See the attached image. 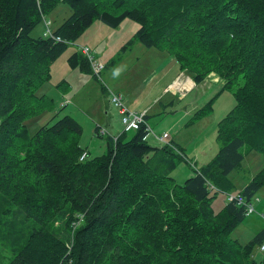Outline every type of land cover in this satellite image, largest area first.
Wrapping results in <instances>:
<instances>
[{
  "label": "trees",
  "instance_id": "1",
  "mask_svg": "<svg viewBox=\"0 0 264 264\" xmlns=\"http://www.w3.org/2000/svg\"><path fill=\"white\" fill-rule=\"evenodd\" d=\"M59 3L72 13L53 38L32 37ZM125 19L138 25L130 43L171 54L195 84L214 73L233 93L235 104L217 125L220 148L182 184L170 175L181 150L172 141L149 145L146 123L130 137L125 131L115 142L108 137L106 152L84 161L82 128L73 117L32 135L25 126L52 104L36 92L69 43L95 21L116 28ZM67 61L93 74L80 51ZM94 133L100 136L98 126ZM243 152L264 157V0H0V227L7 264H264V254L253 252L264 227L245 244L231 238L264 187V166L235 195L242 204L226 198L218 211L212 207L215 195L234 192L230 173L241 168Z\"/></svg>",
  "mask_w": 264,
  "mask_h": 264
},
{
  "label": "rangeland",
  "instance_id": "2",
  "mask_svg": "<svg viewBox=\"0 0 264 264\" xmlns=\"http://www.w3.org/2000/svg\"><path fill=\"white\" fill-rule=\"evenodd\" d=\"M71 13L68 5L59 3L52 12L44 16L31 36H43L46 30L44 20L49 23L48 28L53 32ZM137 28L138 25L129 19L123 20L116 28L95 21L75 42L69 43L67 49L51 64L50 80L43 83L36 92L37 96L46 95L52 100V104L41 114L27 119L25 126L32 135L45 124L51 125L69 115L82 128L79 143L87 152V157L103 155L107 149L108 137H117L123 131L127 132L128 137L134 133L132 129L124 130L118 108L111 101L112 94L118 93L122 100L124 98L128 105L125 107L129 111L142 113L144 110L147 114L145 122L150 131L146 142L149 145L159 146L154 136L166 132L171 137L168 142L172 141L181 150L183 160L170 175L177 184H182L193 175L194 169L206 164L220 148L216 139L217 125L233 108L234 96L232 91L222 89L223 84L216 86L206 80L214 73L197 84L193 92L186 93L183 100L175 99L171 94L166 95L168 90L163 89L180 72L178 65L174 57L165 51L146 48L136 41L130 43ZM82 47L92 52L95 63L104 64L99 77L84 74L79 68L68 65L70 55L80 51ZM201 99L204 101L197 103ZM190 108L193 110H189ZM96 125L107 134L96 136ZM243 153L241 168L230 173L235 185L231 195H236L264 166L261 153ZM227 197L225 193L215 195L212 199L215 211L220 209ZM262 197L264 187L249 204L253 212H258L255 206ZM253 212L247 213V218L231 234L232 239L245 244L258 233V223L264 226L262 222H258L256 213ZM4 234L5 228L0 227V264H7L11 258L7 251L9 243L1 245L2 240H7L3 238ZM259 247L254 248L255 255L264 254L259 251Z\"/></svg>",
  "mask_w": 264,
  "mask_h": 264
},
{
  "label": "built area",
  "instance_id": "3",
  "mask_svg": "<svg viewBox=\"0 0 264 264\" xmlns=\"http://www.w3.org/2000/svg\"><path fill=\"white\" fill-rule=\"evenodd\" d=\"M46 24V30L43 33V37L46 38H53V34L50 31V29L48 28L49 23L45 22ZM55 40H58V38H55ZM80 52L89 60L90 64H91V68H92V72L93 74H95L97 77H99L100 72L103 70V64H97L94 61L93 58V54L92 52L86 48V47H82L80 49ZM113 105L118 108L119 114L121 116V123L125 126L124 130H129V129H136L140 124H145V112L143 113H135V112H131L129 111L122 100V97L119 94H112V99H111ZM149 128H148V132H149ZM98 134L99 135H103V134H107V132L102 129L100 126H98ZM153 135V134H152ZM117 137H114V142L116 141ZM154 139H156V141L159 143V145H170V142H168V139H170L168 133H163L160 136L155 135ZM87 158V154L84 152L81 154L79 160L80 161H84ZM228 201H233L236 200L237 203L242 204L243 200L241 197L239 196H235V195H228L227 197ZM251 212H253V209L251 207V205L247 206V213L250 214ZM262 219L264 220V214L262 215ZM259 251L261 253H264V241L262 242V244L259 247Z\"/></svg>",
  "mask_w": 264,
  "mask_h": 264
},
{
  "label": "crops",
  "instance_id": "4",
  "mask_svg": "<svg viewBox=\"0 0 264 264\" xmlns=\"http://www.w3.org/2000/svg\"><path fill=\"white\" fill-rule=\"evenodd\" d=\"M207 81H211L213 84H215L216 86H218L219 84H223V82L221 81V79L219 77H217L216 75H212L209 76L208 79H206ZM197 84H195L191 78V76L187 73V72H179L172 80L170 83H168V85L163 89V91L168 90L167 94H171L172 96H174L175 99H179V100H183L186 93H191L193 92V90L196 88ZM118 94V93H115ZM184 97V98H183ZM204 100H199L197 103H201ZM123 102L126 105V102L124 101L123 98ZM129 110V108H127ZM189 110H193V108H190ZM144 112V110H142ZM136 112V111H133ZM142 112V113H143ZM140 113V112H137ZM147 115V114H145ZM99 126V125H96ZM95 126V127H96ZM166 133V132H163ZM162 133V134H163ZM161 134V135H162ZM169 135V134H168ZM160 136V135H158ZM170 137V135H169ZM171 138V137H170ZM156 140V139H155ZM210 160V159H209ZM255 209L258 211L256 212L254 210L253 213H256L257 216V220L258 222H262V224H264V221L261 218V215L264 214V197H262L258 203L255 206ZM256 225V224H255ZM264 226L259 225V223L256 225V231H260Z\"/></svg>",
  "mask_w": 264,
  "mask_h": 264
}]
</instances>
